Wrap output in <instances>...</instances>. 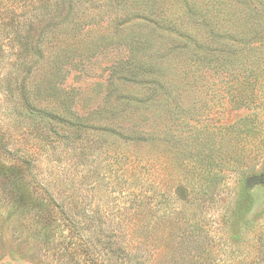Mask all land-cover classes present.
Listing matches in <instances>:
<instances>
[{
  "label": "rangeland",
  "instance_id": "374dc122",
  "mask_svg": "<svg viewBox=\"0 0 264 264\" xmlns=\"http://www.w3.org/2000/svg\"><path fill=\"white\" fill-rule=\"evenodd\" d=\"M73 1L0 0V264H264V143L234 138L215 166L197 156L252 112L229 97L244 68L264 99V36L236 42L263 24L264 0ZM192 16L215 22V42ZM173 26L203 38L190 49L207 40L204 55H182ZM220 40L228 61L207 65ZM125 65L143 66L141 87ZM150 81L187 99L177 124L123 111Z\"/></svg>",
  "mask_w": 264,
  "mask_h": 264
},
{
  "label": "trees",
  "instance_id": "16d2710c",
  "mask_svg": "<svg viewBox=\"0 0 264 264\" xmlns=\"http://www.w3.org/2000/svg\"><path fill=\"white\" fill-rule=\"evenodd\" d=\"M61 1L68 2L71 4L73 0H55V3H57L59 5L61 3ZM192 17L195 20V22L193 23L194 27L195 28L199 27V30L201 28H205L204 31L207 34V38H209L211 41L215 42V37H217V35H218V33L215 30L216 28L214 27L215 22L214 21L209 22V21H205V20H199L197 22L196 18L194 16H192ZM261 17H263V15H261ZM154 23H157V25L156 24L152 25V27L154 29L157 28V26L161 24V22H160V24H158V21H156ZM262 23L263 24H261L260 21H258V19H257V24L255 26H259L258 28H260V30L262 28L264 29V20ZM162 25H164L165 31L169 32L167 29L169 23L168 24H162ZM258 28L253 30V32L251 33V37H248V38L242 37V40H246V41H244V43L241 41V38L237 39L236 42L241 44V46H242V49H239L240 53H244L245 51H247L249 49L248 44L255 37L262 35L261 39L263 38L264 31L259 32ZM169 30L170 31L173 30V32H172V34L168 33L166 35V37L178 46V48L180 49V53L182 55H184L185 57H188V58H193L192 57L193 54L204 55V53H202V50L200 49V46L207 47L208 46L207 42H206L207 40H205V41L203 40L204 42L201 45L196 46L194 48V50L190 49V47H189L191 42L195 41V42L199 43L198 41H202L201 39H203L202 37L197 39V37L195 35L196 32L194 34L189 33L188 30H186V29L181 30V29L177 28L176 26L170 27ZM218 43H221L222 46L225 44L224 48H222V50H221V52L223 54L220 56H213V57L211 56L208 59H206L207 65H210L212 63V61H214L213 63L216 64L217 67H220V66L222 67L223 63L228 61L227 59L230 57V52L227 51V49H229V48L226 49V44H227L226 40H220ZM250 50H252V48ZM164 58H166V60L170 61L168 53H165ZM219 61H221V62L219 63ZM216 62H218V63H216ZM205 66L206 65L204 64L202 67H205ZM141 68H143V66L135 65V66L131 67V66L125 65L124 67L123 66L118 67V69L115 72H117V71L120 72V77H121L123 82H125L129 85H133V86L134 85H140V87H141L142 81L140 79H137L139 72L141 71ZM190 68H194L196 70V67L189 66V69H188L189 73L193 74V72ZM253 68H257V66L253 67ZM253 68H252V66L249 68H244L248 72H246V76H244V78H241L240 84L238 85V90L236 88L237 83L231 84L229 86V89H228L229 93H230L229 94L230 101L232 102V104L236 105L238 108H246V109L248 108V109L252 110V112L247 117L236 121V123H233L227 127H224L223 133H220L218 135V137H216L213 133H211L209 135V138L207 139L208 140L207 144L210 143V145L207 146V147H209L208 151H206V152L200 151L202 154L198 153L197 156L201 160L210 161V166H215L217 164L215 158L217 156L221 155V153L226 155L227 150H225L223 148V147H225L224 143H229V141L232 139L234 140V138H237V140L239 142H245V143L251 144L252 147L255 146L256 148L262 147V145L264 143V128H261L262 126H260V123H259L260 121L257 120V118L255 116V112L253 110L254 109V103H256L257 105H260L261 107L264 108V99H262L261 102H255V100L257 99V96L254 94L255 89L251 88L248 92L245 91V87H246L245 85H247L245 83L246 81H244V80H246L245 78L251 77V78H253V81L255 79H257L256 78V76H257L256 72ZM123 71L127 72V75H122ZM129 74H130V78L127 79V76ZM150 83H151V81L147 84L144 83V85L142 86V87L146 88V90H147V95L144 98L134 99V100H132V98H127L128 99L127 104H126V102H122L123 105L121 104V106H122L123 111L129 110V109L131 111V107H132L135 109H140L141 110L140 112L146 113L148 111H152L151 110L152 108H149V106H152L154 109L160 110L159 112L162 114V116L164 117L165 120L171 121L173 124H177L179 119H181V117H183L185 114H187V111L190 110V109H188L189 105L187 103V99H184L182 96V93L178 92L173 87L166 86L165 84H163V85H161V84L151 85ZM256 83H257L256 81L252 83L253 87H255ZM148 85H149V87H148ZM123 111L121 113H123ZM192 113H194V110L192 111ZM215 179H216V176L213 175L211 181H215ZM255 182L256 183H255L254 187L263 188V186H264V169L261 170L259 175H257L255 177ZM245 194H246V196L250 202L251 201L250 197L252 198V193L249 191V189H247L245 191ZM49 201H50V204L48 205V207H49L48 212L57 208V205L53 199H49ZM40 205H41V203H40ZM51 215L52 214L49 213L48 217ZM50 220H53V219H50ZM194 228L197 229V226H195V224H194ZM262 239H263V237L259 238V241L261 244L263 243V245H264V239L263 240Z\"/></svg>",
  "mask_w": 264,
  "mask_h": 264
}]
</instances>
